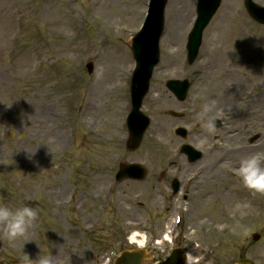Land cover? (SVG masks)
I'll use <instances>...</instances> for the list:
<instances>
[{
	"label": "rangeland",
	"instance_id": "374dc122",
	"mask_svg": "<svg viewBox=\"0 0 264 264\" xmlns=\"http://www.w3.org/2000/svg\"><path fill=\"white\" fill-rule=\"evenodd\" d=\"M147 1L0 0V202L13 208L24 204L37 208L38 219L27 239L38 240L52 251L57 264H106L108 260L113 264L122 251L137 247L129 242L135 233L145 236L153 257L150 264L165 259L173 248L194 249L193 264L243 260L264 264V195L250 193L229 171L220 176L222 184L214 182L215 173L206 174L208 183L201 184L206 176L196 182L181 166L169 164L176 160L197 173L205 166L200 165L203 160L235 154L238 148L247 149L244 158L264 153V110L256 105L254 115L247 113L246 98L241 104L205 106L209 93H220L212 84L217 70H201L207 39L225 17L240 23V34L250 32L255 39L264 35V26L247 15L244 0H223L204 32L199 59L189 66L186 43L197 0H188L192 12L187 9L185 21L180 14V24L174 19L175 2L169 0L161 61L143 100L142 112L150 125L138 149L130 152L126 120L131 112L134 60L129 41L141 29ZM253 1L264 6V0ZM232 6L234 12L225 15ZM174 24L181 39L177 47L170 43ZM258 41L264 43V37ZM254 49L253 57L264 55V48ZM88 63L94 66L90 74ZM243 63L246 66L235 68L241 77L260 69L264 82L263 59L257 62L259 68L250 67L245 58ZM185 79L191 82L190 90L186 100L179 102L166 84ZM260 86L258 78H252L247 95L264 93ZM163 101L171 104L164 106ZM22 109L27 113L25 126L19 119ZM209 120H219L222 128L207 132ZM161 121L173 139L172 148L155 131ZM178 128L187 131L185 140L176 136ZM228 132L237 140L223 143ZM184 145L202 158L189 163L181 153ZM122 163L141 166L145 179L116 183ZM174 180L181 184L177 195L172 191ZM230 184L231 199L222 195L226 201L220 197L203 201L207 191ZM237 201L251 204L246 215L229 214ZM255 235L260 236L258 241ZM40 251L34 241L17 240L11 246L0 227V264H18L22 252L35 259Z\"/></svg>",
	"mask_w": 264,
	"mask_h": 264
},
{
	"label": "bare ground",
	"instance_id": "6f19581e",
	"mask_svg": "<svg viewBox=\"0 0 264 264\" xmlns=\"http://www.w3.org/2000/svg\"><path fill=\"white\" fill-rule=\"evenodd\" d=\"M176 8L174 9V19L175 21L180 24V14H183V21L186 20V15L184 13H187V9L189 10L191 8L192 12V6L189 5L188 0H174ZM190 2V0H189ZM189 6V7H188ZM228 11L231 12V14L234 12V7H230L227 9V12L225 15L228 14ZM175 25V24H174ZM240 26L239 22H236L234 20H230V18H224L220 23H217L213 29H212V37L210 36L207 39L206 47L203 50V58H202V68L201 70H217V76L216 80L212 83L215 85V91L220 93V95H217L215 93H209L208 96H206V105L218 107L224 104L228 101L232 103L241 104L244 98L245 100V108L247 110V113H252L254 111L253 107L256 105H259L260 108L264 110V93H262L259 96L254 95H247L248 93V87L247 83L251 82V79L254 77L258 78V83L261 82L262 86H260L262 89H264V82L261 80V71L258 70H249L247 72V75L245 78L241 77L239 71L235 70L236 67L242 68L243 66H246V64L243 63V58H245V61L249 63L250 67H262L257 62L259 61V58L264 60V55H261V57L258 58V56L253 57L255 55V45L259 42L257 38L255 39L254 36L250 35V32H246L245 34H240L238 31V27ZM178 27L175 25V28ZM1 30L3 32L6 31L5 26H1ZM179 32V29L176 28L174 35L170 38L171 46L175 45L176 47L179 46V43L181 44V39L179 36L177 37V34ZM243 37L242 40H240V37ZM4 40V39H3ZM3 44H5V41H3ZM171 53V52H170ZM233 61L230 62L228 60ZM204 66V67H203ZM264 67V66H263ZM211 75V74H210ZM260 78V79H259ZM98 90L97 88L94 89V91ZM162 104L164 106H169L171 103L163 101ZM238 116H236V119L238 120ZM44 120V119H43ZM239 122V120H238ZM235 123V122H232ZM262 127H264V122L262 124ZM232 129H228L230 131ZM157 135L160 133L167 144L172 148L173 147V140L171 138V135L168 133V129L165 123L158 122L156 124L155 129ZM229 134V135H228ZM225 136L223 143L226 141H235L237 140L236 135H230V132ZM49 135V134H47ZM156 135V136H157ZM52 138L55 139L52 135ZM56 141V140H53ZM239 141V138H238ZM223 146V145H222ZM235 150V149H234ZM244 150L247 151V149L239 150V148L236 150L235 154L232 152H226L223 154V156L220 159H213L212 157H208L204 162L202 161L200 163L205 165L199 167L197 173L195 171H191L188 167L181 165H177L178 162L176 160H170V165H176L175 168H181L183 169L184 173H190V176L195 177L196 182L200 180V178H203L206 176V180L202 181L201 184L208 183L207 181V175L209 173H215L213 175L214 182H220L221 177L223 174L227 171L230 172V174L235 175V169L239 165V161L244 158L243 155L245 154ZM244 153V154H243ZM211 155V154H210ZM231 156V157H229ZM229 157V158H227ZM227 161V162H226ZM230 162V164H228ZM222 166V167H221ZM228 170H227V169ZM197 175H194V174ZM207 174V175H206ZM219 177V178H218ZM238 178V176H236ZM201 181V180H200ZM195 183V182H194ZM221 183V182H220ZM199 184V182H198ZM222 184V183H221ZM234 188L230 185H219L217 189H214V191H207L205 194H203V201L206 200V203L210 201V199H213L214 197H220L224 201L227 200V198H223L222 195H226L228 199H231ZM158 195V194H157ZM130 212V210L128 209ZM134 212L131 209L130 214H133ZM169 231H171V228H168ZM140 235L135 234L132 237L133 243H138L139 246H143V239L140 240ZM166 237L165 239H167ZM192 256L188 258V264H193Z\"/></svg>",
	"mask_w": 264,
	"mask_h": 264
},
{
	"label": "clouds",
	"instance_id": "9594fccd",
	"mask_svg": "<svg viewBox=\"0 0 264 264\" xmlns=\"http://www.w3.org/2000/svg\"><path fill=\"white\" fill-rule=\"evenodd\" d=\"M258 40L264 35H255ZM256 47L264 48V43H257ZM8 108L11 106L6 105ZM27 113L22 109L19 113V119L23 126H25V116ZM31 119V117H28ZM215 122L209 120L205 124L207 132L215 131ZM28 158L31 159V153L25 150ZM235 175L240 178L243 186L249 190L253 195H264V153H253L239 161L238 167L234 170ZM251 204L247 201H237L229 214L239 213L241 216L247 214V210ZM38 210L36 207L24 204L20 207H10L5 202H0V227L3 229V237L8 243L15 247L17 240H25L36 242L38 248L41 250L40 254L33 259L27 252H22L18 256V264H57L56 257L52 251H47L43 245L35 239H27L30 229L38 219ZM195 250H189L185 253L186 260L191 257Z\"/></svg>",
	"mask_w": 264,
	"mask_h": 264
},
{
	"label": "water",
	"instance_id": "95a60500",
	"mask_svg": "<svg viewBox=\"0 0 264 264\" xmlns=\"http://www.w3.org/2000/svg\"><path fill=\"white\" fill-rule=\"evenodd\" d=\"M208 2H210V4H208ZM220 0H200V5L204 6L208 11H202V15H201V19H199V22L197 23V27L195 28L192 36H191V44H190V56L193 58L195 57L200 42H201V32L204 30V28L206 27V25L208 24V22L210 21V19L212 18V16L214 15L215 11L217 10V8L220 5ZM247 7L249 8V10L251 11V14L253 16V18H255L257 21L264 23V9L258 8L256 6H254L250 0L247 1ZM153 26L152 22H148V27L149 29ZM142 41H146V39L142 40ZM136 47L138 49H140L142 47L141 42H139ZM157 61V60H156ZM156 61L150 66L149 71L147 73V75L144 78V82H143V88H142V94L141 93H137V91H139L137 88L135 89L136 94H134V97L136 96V102H135V107L133 110V114L130 118V124H134V125H140L143 126L142 130H140L139 132L135 133V129L131 128V132H132V138L130 140L129 143V149L130 150H135L139 145L140 142L142 140V135L143 132L145 130V127H147V121L144 120L138 113V109H139V105L140 102L143 98V96L145 95V87L148 83V80L150 79V76L152 74V70L154 65L156 64ZM137 86V84H135ZM171 88L172 86H176V84H171L170 85ZM141 97V98H139ZM144 129V130H143ZM136 171L137 173H139L138 175L136 174L135 178L137 179H144L145 177V171H141V169L134 167L133 169H131L129 172ZM128 177L126 174V171L124 170L121 176V179L123 180L124 178ZM147 259V256L143 253H135V254H125L123 256V258L121 259L119 264H141L142 262H144ZM182 257L181 254L178 253V257L175 256L172 259H169L165 264H183L182 262ZM238 264H253L250 261H246V262H240Z\"/></svg>",
	"mask_w": 264,
	"mask_h": 264
}]
</instances>
